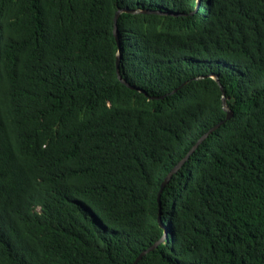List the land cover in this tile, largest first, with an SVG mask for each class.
Masks as SVG:
<instances>
[{"label": "trees", "instance_id": "16d2710c", "mask_svg": "<svg viewBox=\"0 0 264 264\" xmlns=\"http://www.w3.org/2000/svg\"><path fill=\"white\" fill-rule=\"evenodd\" d=\"M198 1L0 0V264H264V0Z\"/></svg>", "mask_w": 264, "mask_h": 264}, {"label": "water", "instance_id": "95a60500", "mask_svg": "<svg viewBox=\"0 0 264 264\" xmlns=\"http://www.w3.org/2000/svg\"><path fill=\"white\" fill-rule=\"evenodd\" d=\"M201 1L202 0H199L198 1V7H197V9H196V12H198V10H199V7H200V5H201ZM122 14H132V15H146V14H149V13H144V12H138V11H134V12H131V11H120V12H118L117 13V15H116V17H115V30H114V36H115V39H116V42H117V45H118V47H119V55H118V57H117V64H116V66H117V73H118V75H119V81L122 83V84H124L125 86H127V87H129V88H131V89H133V87L132 86H130L125 80H123L121 77V75H120V61H121V48H120V39H119V31H118V20H119V17L122 15ZM216 80H217V82H218V84H219V79H218V77H215V76H213ZM221 90L223 91V88L221 87ZM222 100H223V105H224V107L226 108V98H225V96H224V94H223V98H222ZM233 118V114L231 113V112H228V116H227V118H226V120L227 121H229V120H231ZM220 127V125L219 126H217V127H215V128H213V129H211L210 130V132L209 133H207V134H205L200 140H199V142H198V144L194 147V149L189 153V155L178 165V166H176L167 176H166V178H165V180L163 181V183H162V185H161V188H160V191H159V195H158V200L160 201V198H161V196H162V193H163V191H164V189H165V187L167 186V184L170 182V180L172 179V177H173V175L174 174H176L177 172H178V170L183 166V164L189 159V157H190V155L192 154V153H194V151L199 147V145L201 144V143H203V141H205L207 138H208V136L215 130V129H217V128H219ZM168 237V233H167V229L165 228V231H164V237L162 238V240L161 241H163L164 239H166ZM155 247H157V246H154V247H152V248H150L148 251H146V252H144V253H142L141 254V256L136 260V262H135V264H138L141 260H142V258H143V256L144 255H146L148 252H150V251H152Z\"/></svg>", "mask_w": 264, "mask_h": 264}]
</instances>
